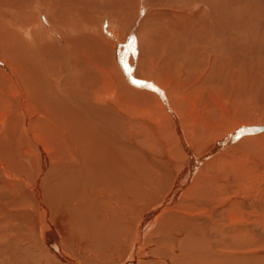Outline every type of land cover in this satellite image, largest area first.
Segmentation results:
<instances>
[{"label": "bare ground", "instance_id": "bare-ground-1", "mask_svg": "<svg viewBox=\"0 0 264 264\" xmlns=\"http://www.w3.org/2000/svg\"><path fill=\"white\" fill-rule=\"evenodd\" d=\"M133 1L0 0V264H264L260 190L201 173L223 160L260 172L264 149L231 143L264 120L205 145L225 113L252 117L264 78L241 75L260 56L242 51L253 44L230 0ZM193 179L231 203L218 222L217 209L184 213Z\"/></svg>", "mask_w": 264, "mask_h": 264}, {"label": "rangeland", "instance_id": "rangeland-1", "mask_svg": "<svg viewBox=\"0 0 264 264\" xmlns=\"http://www.w3.org/2000/svg\"><path fill=\"white\" fill-rule=\"evenodd\" d=\"M134 1L137 3L140 1L143 4L142 6L145 8L143 10L145 12L148 10L150 12L153 9V7L155 6L154 1H152V0H149V1L148 0H144V1L143 0H134ZM134 1H133V4H137ZM210 1H214V0H210ZM230 2L232 3V5H231L232 21H233L232 23L239 22L238 24H239L240 28L243 30V32L245 33V36L249 35L248 36L249 39L245 38V40L249 41L251 38V40H252L251 44H253L252 47H248L247 45L245 46V44H244L242 51L245 50V52H246L248 50L254 49L255 51H253V52L256 53L255 55L256 56L259 55L260 61H262V67L260 66L259 68L255 63L253 65V62H251V61L247 62L248 67H246L245 74H242L241 77H245L246 74H249L247 76L251 77V76H254V73H255L256 76L264 78V0H230ZM134 7H133V9H134ZM146 7H148V8H146ZM149 8H151V9H149ZM142 13L144 15V12H142ZM129 21L121 22L120 27L118 25L116 26V31H118V33H120V34L122 33L121 35L122 36L124 35V37H122L124 39L127 37L126 35L128 34V22ZM96 24H97V27L101 28L102 32L106 35V31L102 28L101 22L99 21ZM143 31H146V28ZM145 34H146V32L144 33V35ZM154 34H156V33L154 32ZM134 35H136L137 38L140 37L139 32H135ZM90 40L92 41V39H88V41H90ZM127 41H128V39H127ZM237 48H240V45L237 46ZM123 50H125V49H122V52H123ZM253 52H252V54H253ZM260 61H258V63ZM226 69L229 71L230 67H226ZM247 71L250 73H248ZM224 79L225 78L223 77V80ZM261 85H262L261 87L264 88V81L261 83ZM260 90H262V89H260ZM256 92L253 95L254 98L256 97L255 103L253 106V111L249 112L252 117L247 118L246 116H244V118H240V119H237L236 117H233L230 119V116L227 117V115L225 113L223 120H221V118L223 116L222 115L216 121L215 124L218 127V129L214 132V134L211 136V138L206 141L205 145H207V143H209L211 141L225 140L228 137V135L235 133L237 130L239 131L241 125L246 126L250 130L253 128H257L258 122L260 120H264V101L261 100V99H264V95L262 94L261 91H256ZM246 94L250 95L251 93L247 92ZM246 94L241 95L240 92H237L236 97H235V104L237 102H238L237 104H241L244 102V100H247L248 97H252V96H247L246 97L247 99H246L245 98ZM262 95H263V97H262ZM241 97L242 98L244 97V98L242 99ZM236 108H237V105L234 107V110H236ZM220 120H221V122H223L224 129L219 128L220 127V123H219ZM237 143H239L241 145L242 149H244L247 146H249L250 144H252V147L255 150V152L257 154H260V151H263V149H264V130L259 129L258 131H255V132L250 131L246 134H243L241 137H239V139L237 141L232 142L231 144L233 145V147H236ZM230 147H232V146H230ZM198 151L200 152L201 150L199 149ZM229 164H228L227 160H223L220 163L215 164L214 166L212 164L210 166L209 170L202 171L201 173L203 175H205V174H208L207 172L213 171L217 175H218V173H221V175H223V173H222V171H223L224 173H226L225 176H229L231 178V180L233 181V184L235 185V188H234V194L235 195L236 194H238V195L247 194L248 189H250V187H251V188L260 190L259 192L255 191L253 195L257 196L258 198H259V195L264 196V164L259 169L260 172H258V173L253 172V171H256L257 169H254L251 166H248L245 164H240L239 162H235V160H233L232 162L230 161ZM183 168H184V166L183 167L181 166L178 168V170H181ZM178 179L180 182H181V180L183 182H185V180L187 178L184 176H181ZM194 180L195 179L191 180L189 183H187L183 187L181 197L184 196V198L186 200H189V196L193 197L195 200L198 201L199 204H196L195 208H192V206H190V205H184L185 206L184 213L189 215V216H195V215L198 216L201 213H205V212H208L210 210L217 209L215 212V215H214V219L217 221L221 217V212H224L225 210L229 209L231 203L229 204V202H226V198H224V199H221L220 197L215 198L217 193H214L212 190H210L208 188V186L210 185L209 182L208 183L207 182H199V181H194ZM195 184H197V185H195ZM154 188L156 190L158 189L156 182H155ZM231 195H233V193H231ZM236 197H238V196H236ZM259 202L262 206H264V200L260 199ZM221 204H225V205H221ZM172 208L174 209L175 206H172ZM231 208H233V207H231ZM195 220L198 223H200L203 227H205V229H206V227L211 229V226L208 223H206V221L203 220V218H199V219H195ZM240 224L245 226L246 222L243 221V219L241 217H237V218H234L230 222V227L236 228ZM89 230H90V232L87 235H85L83 232H79V231H73V233H71L69 235L70 236H79L80 240H82V237L84 235L87 236L84 238V239L88 240L86 245L89 246V248L94 252V248L91 246V244L95 241L96 235H94V233L92 234V227L91 226H90ZM237 235H239L238 232H235L232 235L233 239L236 241H238L236 239ZM36 236H37V239L41 240V237L39 235H36ZM14 237L15 236L12 235V238H14ZM12 238L10 240H12ZM15 238H17V237H15ZM21 240L23 241L24 239H20V241ZM76 242H77V240H76ZM76 242L74 243V246H75L74 248H76ZM86 251L87 250L84 249V250H82V253L84 254ZM229 252H230L231 256H233V257L248 256V254H249V251H246V250L240 251L237 249L236 250H229ZM69 253H70V255H74V257H75L76 254L78 253V251H74V253L72 254V251L70 250ZM149 253H151V251H149ZM183 256L188 258L187 254H184ZM81 257H82V254L80 253V258ZM82 259L88 260V259H90V257L87 258L84 254ZM262 261H264V259ZM186 262H188L189 264H195L193 260H188ZM233 264H258V263H254V262L248 263L247 259H244L243 262L235 261V262H233Z\"/></svg>", "mask_w": 264, "mask_h": 264}, {"label": "snow or ice", "instance_id": "snow-or-ice-1", "mask_svg": "<svg viewBox=\"0 0 264 264\" xmlns=\"http://www.w3.org/2000/svg\"><path fill=\"white\" fill-rule=\"evenodd\" d=\"M134 83H137V84H142V82H140V81H134Z\"/></svg>", "mask_w": 264, "mask_h": 264}]
</instances>
